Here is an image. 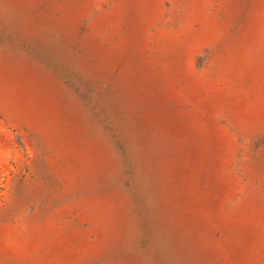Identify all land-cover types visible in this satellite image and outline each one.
<instances>
[{
	"label": "rangeland",
	"instance_id": "374dc122",
	"mask_svg": "<svg viewBox=\"0 0 264 264\" xmlns=\"http://www.w3.org/2000/svg\"><path fill=\"white\" fill-rule=\"evenodd\" d=\"M0 264H264V0H0Z\"/></svg>",
	"mask_w": 264,
	"mask_h": 264
}]
</instances>
